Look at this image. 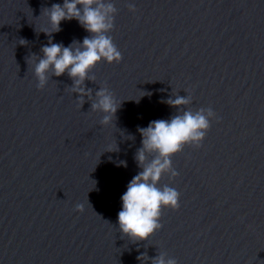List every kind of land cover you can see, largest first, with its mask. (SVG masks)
<instances>
[{
  "label": "water",
  "instance_id": "water-1",
  "mask_svg": "<svg viewBox=\"0 0 264 264\" xmlns=\"http://www.w3.org/2000/svg\"><path fill=\"white\" fill-rule=\"evenodd\" d=\"M113 2L108 34L122 59L98 62L84 81L121 101L101 126L66 73L36 86L44 8L62 0H0V264H140L139 253L160 251L178 264H264V0ZM60 27L50 35L65 46L89 35L75 19ZM172 91L192 98L181 111L210 107L218 119L199 147L172 157L178 175L161 178L179 207L132 242L116 216L140 170L137 126L176 114L162 102Z\"/></svg>",
  "mask_w": 264,
  "mask_h": 264
},
{
  "label": "clouds",
  "instance_id": "clouds-1",
  "mask_svg": "<svg viewBox=\"0 0 264 264\" xmlns=\"http://www.w3.org/2000/svg\"><path fill=\"white\" fill-rule=\"evenodd\" d=\"M128 7L130 11H135L133 3H129ZM44 9L51 31H43L48 35V42L41 46L39 55L31 56L37 88H43L51 76L59 77L66 73L72 80L69 91L78 94L79 105L87 97L91 101L90 108L102 114L101 126L108 124L121 101L117 105L113 93L104 85H100L93 96L92 89L87 88L84 81H95L92 69L98 62L111 64L122 59L121 52L108 34L114 27L117 12L113 0H62V3H52ZM71 19L77 20L89 35L79 41L73 39L67 46L62 42H53L50 34L61 30V21ZM191 101L190 95L180 96L172 91V95L162 102L175 107L176 114L167 119L150 120L145 127L137 126L141 146L135 150L133 159L140 170L128 181L126 190L121 194V207L116 216L119 230L132 242L149 239L161 228L163 208L175 210L179 207V192L169 184H161V178L167 175L172 179L178 175L172 165V157L186 145L199 147L211 120L218 119L210 107L180 110V106L189 105ZM107 151L118 152L119 148L116 145L115 149ZM109 160L117 167H127L126 160H113L112 157ZM80 207L77 204L76 210ZM148 259L151 264H178L164 251L151 258L144 252L137 256L140 264Z\"/></svg>",
  "mask_w": 264,
  "mask_h": 264
}]
</instances>
